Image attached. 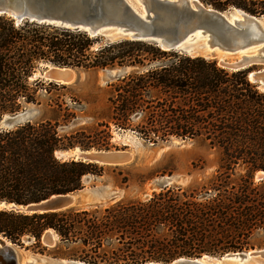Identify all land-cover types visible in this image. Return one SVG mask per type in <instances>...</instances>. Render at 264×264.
<instances>
[{
	"label": "trees",
	"instance_id": "16d2710c",
	"mask_svg": "<svg viewBox=\"0 0 264 264\" xmlns=\"http://www.w3.org/2000/svg\"><path fill=\"white\" fill-rule=\"evenodd\" d=\"M201 1L264 16V0ZM46 64L125 68L109 83L108 120L88 132H59L60 124L76 116L75 106L59 93L53 98L63 84L33 78ZM25 110L34 114L0 128V200L36 202L78 191L85 177L102 175L103 165L54 153L75 146L109 148L107 121L147 140L200 139L218 151L219 164L198 186H164L144 198L123 196L104 205L42 213L0 208V236L8 241L21 244L28 237L39 245L50 230L63 245L76 246L74 253L53 256L138 264L241 251L254 231H264V181L253 180L254 171L264 170V90L250 82L247 70L149 41L102 43L84 30L2 13L0 119ZM127 182L125 175L119 180Z\"/></svg>",
	"mask_w": 264,
	"mask_h": 264
},
{
	"label": "water",
	"instance_id": "95a60500",
	"mask_svg": "<svg viewBox=\"0 0 264 264\" xmlns=\"http://www.w3.org/2000/svg\"><path fill=\"white\" fill-rule=\"evenodd\" d=\"M2 13L17 20L28 18L84 30L90 37H98L102 43L121 39L149 41L164 50H178L211 59L235 54L237 57L231 61L220 59V65L231 70H247V78L264 90V16L252 15L236 7L219 10L201 0H0ZM125 70L103 69L101 79L108 81ZM42 76L48 81L63 84L74 80L76 72L72 66L46 64ZM30 116L29 110L3 116L0 128L10 127ZM54 154L58 158H79L99 165H121L132 157L129 150L110 148L74 147L55 150ZM255 177L264 179V170L256 173ZM168 181V177L160 176L151 186L160 188ZM78 191L53 194L27 204L0 200V208L23 213L66 210L78 204ZM88 194L102 202L113 201L120 196V190L102 186L91 189ZM53 237L52 232L45 230L41 240L45 245H52L55 243ZM249 260L253 264H264V248L225 252L219 257L203 254L199 257H177L169 262L140 264H241ZM40 262L88 264L74 258L46 255H24L19 260L10 244L0 242V264Z\"/></svg>",
	"mask_w": 264,
	"mask_h": 264
},
{
	"label": "rangeland",
	"instance_id": "374dc122",
	"mask_svg": "<svg viewBox=\"0 0 264 264\" xmlns=\"http://www.w3.org/2000/svg\"><path fill=\"white\" fill-rule=\"evenodd\" d=\"M231 8L232 6L228 9ZM97 45L98 43L95 46ZM236 57L237 55L235 54H227L220 59L231 61ZM220 59H215L218 65H220ZM45 68L46 65H41L33 74V78H43L42 72ZM102 70L103 69H82L75 67L76 78L69 83H63L64 88L53 90V92H55L53 98L56 96V93H59L60 98L63 99L68 106H75L76 112V116L71 119V121H68L66 124H60L58 128L59 132L66 133L77 129H84L85 132H88L91 127L95 126L101 119L108 120L109 83L116 77L108 81H103L101 79ZM74 99H76L78 103L74 101ZM30 108L33 107L29 106V109ZM29 111L31 115L32 113L34 114L32 110ZM137 121L138 118H133L131 122L135 124ZM107 122L111 135L109 139V148L129 150L132 152V157L125 164L103 165L104 170L100 176L85 177L84 186L77 193L79 202L73 208H87L94 205L111 203V200L102 202L96 196H89L88 192L96 187L104 186L110 189H119L120 196L115 200L123 196L144 198L153 191L164 187L153 188L151 186L152 182L160 176L169 178L165 186L178 185L181 187H194L202 184L218 167V151L215 148L208 147L207 144L200 139H178L169 137L165 140H147L141 133L134 129L116 127L111 121ZM235 171H241L240 167ZM258 172H260V170H256L253 173L254 181H259V179L255 177ZM124 175L128 178V182L125 185H120L119 180ZM262 181H264V179H262ZM52 235L54 236L55 242L52 245H45L41 237L39 245L35 243L33 238L28 237H23L21 244H16L0 236V242L10 244L15 249L19 260H22L24 255H46L57 258H72L53 256L74 253L76 251V246L63 245L59 242L56 234L52 233ZM248 242L249 247L241 251L264 248V231H254L249 237ZM221 255L210 256L219 257ZM37 264L46 263L40 262ZM241 264H253V262L249 260Z\"/></svg>",
	"mask_w": 264,
	"mask_h": 264
},
{
	"label": "bare ground",
	"instance_id": "6f19581e",
	"mask_svg": "<svg viewBox=\"0 0 264 264\" xmlns=\"http://www.w3.org/2000/svg\"><path fill=\"white\" fill-rule=\"evenodd\" d=\"M264 18V17H263ZM50 66V65H49ZM251 74V73H250Z\"/></svg>",
	"mask_w": 264,
	"mask_h": 264
}]
</instances>
